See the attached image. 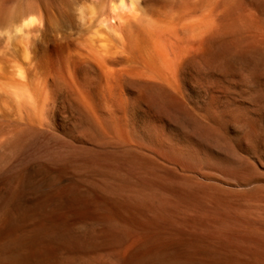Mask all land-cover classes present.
<instances>
[{"label": "rangeland", "instance_id": "374dc122", "mask_svg": "<svg viewBox=\"0 0 264 264\" xmlns=\"http://www.w3.org/2000/svg\"><path fill=\"white\" fill-rule=\"evenodd\" d=\"M211 1L144 0L104 58L39 0L38 105L0 95V264H264V0Z\"/></svg>", "mask_w": 264, "mask_h": 264}, {"label": "clouds", "instance_id": "9594fccd", "mask_svg": "<svg viewBox=\"0 0 264 264\" xmlns=\"http://www.w3.org/2000/svg\"><path fill=\"white\" fill-rule=\"evenodd\" d=\"M71 5L74 25L66 29L67 39L104 58L113 53L115 42L123 39L130 25L151 20L145 16L144 0H71ZM50 28L39 0H0V75L5 69L8 73L7 79H0V95L18 107L38 105L26 65L35 66L33 50L38 45L48 46ZM57 38L65 42L63 32Z\"/></svg>", "mask_w": 264, "mask_h": 264}, {"label": "bare ground", "instance_id": "6f19581e", "mask_svg": "<svg viewBox=\"0 0 264 264\" xmlns=\"http://www.w3.org/2000/svg\"><path fill=\"white\" fill-rule=\"evenodd\" d=\"M204 1H205V0H204ZM209 1L212 2L211 0H209ZM220 1H221V0H220ZM259 1H260V0H259ZM181 2H182V1H181ZM216 2H217V0H216ZM218 2H219V1H218ZM235 2H236V0H235ZM231 3H232V2H231ZM237 3H238V2H237ZM252 3H253V1H252ZM196 4H197V3H196ZM234 4H235V6H237L236 3H234ZM253 4H254V3H253ZM183 5H184V3H183ZM209 5H210V4H209ZM209 5H208V6H209ZM212 5H213V4H212ZM186 6H187V5H186ZM229 6H230V5H229ZM214 7H215V5H214ZM226 7H227V6H226ZM230 8H231V7H230ZM209 9H210V8H208V10H209ZM239 9H240V8H239ZM214 10H215V8H214ZM214 10H213V12H214ZM228 10H230L229 7H228ZM228 10H227V11H228ZM211 11H212V9H211ZM234 11H235V10H234ZM241 13H242V12H241ZM263 13H264V12H263ZM229 15H230V14H229ZM209 18H210V17H209ZM206 19H207V18H206ZM211 20H212V19H211ZM208 21H209V20H208ZM213 22H214V21H213ZM252 22H253V21H252ZM141 23H143V22H141ZM231 23H233V22H231ZM151 24H152V23H151ZM153 24H154V23H153ZM250 24H251V23H250ZM146 25H147V24H146ZM146 25L144 24V25H142V26H140V27H137V28H138V29H140V28H141V29H142V28H146V29H149V30H147V31L144 30V29H143L142 31H139V30H138V32H135V33L133 32V33H131V37H132L133 39H135V40H137L138 38H143V39L146 40V38L148 37L149 33H151L150 30L152 29L151 27H149V24H148L147 26H146ZM154 25H155V24H154ZM233 25H234V24H233ZM138 26H139V25H138ZM151 26H153V25H151ZM222 26H223V25H222ZM222 26H221L220 28H222ZM231 26H232V25H229V27H231ZM235 26H236V25H234V27H235ZM250 26H251V25H250ZM250 26H249V28H253V27H254V26H253V27H250ZM132 27H133V26H132ZM156 27H157V25H156ZM154 28H155V27H154ZM224 28H227V27H224ZM232 28H233V26H232ZM238 28H239V27H237V28L235 29L236 32H237ZM130 29H131V28H130ZM133 31H134V30H133ZM153 32H154V30H153ZM233 32H234V30H233ZM238 32L240 33V30H238ZM238 32H237V33H238ZM242 32H243V31H242ZM237 33H236V34H237ZM251 33H252V32H251ZM255 33H256V34H257V33L259 34V32H255ZM223 34H224V33H223ZM232 34H233V33H232ZM242 34H243V33H242ZM249 34H250V33H249ZM249 34H248V35H249ZM256 34H255V35H256ZM260 34H261V32H260ZM263 34H264V33H263ZM263 34H262V35H263ZM243 35H244V34H243ZM246 35H247V34H246ZM246 35H245V36H246ZM248 35H247V36H248ZM252 35H253V33H252ZM252 35H250V36H252ZM140 36H141V37H140ZM245 36H244V37H245ZM250 36H249V37H250ZM259 36L261 37L260 39H263L262 37H264V36L258 35V37H259ZM240 37H241V36H240ZM253 37H254V36H253ZM258 37H257V39L260 40ZM234 38H235V37H234ZM234 38H233L232 40H234ZM242 38H243V36H242L241 38H239L240 40H238V37H237V39L234 40V41H235L234 43H236L237 40H238V41H237V43H238L237 46H239V44H240L241 42L244 43ZM204 41H205V39H204ZM244 41H245V40H244ZM207 42H208V40H207L206 42H204V43H207ZM245 42H246V41H245ZM257 42H258L257 40L252 39V40L246 42V43H245V46H246V45H247V47H248V46H250V47H251V46H254L253 48H255L256 45H259V44L261 45V44H262L261 41L259 42V44H257ZM204 43H203V45H204ZM232 43H233V42H232ZM234 43H233V44H234ZM229 44H230V43H229ZM235 45H236V44H235ZM240 45H241V44H240ZM243 45H244V44H243ZM137 46H138V45H137ZM205 46L207 47V45H205ZM208 46H209V45H208ZM241 46H242V45H241ZM245 46H244V47H245ZM203 47H204V46H203ZM209 47H210V46H209ZM247 47H246V48H247ZM261 47H262V46H261ZM211 48H212V47H211ZM211 48H210V49H211ZM236 48H237V47H236ZM238 48H239V47H238ZM246 48H243V46H242V49H243L242 51H244V49L247 50ZM253 48H251V49H253ZM262 48L264 49V43H263V47H262ZM202 49H203V48H202ZM239 49H240V48H239ZM257 49H259V48H257ZM204 50H205V49H204ZM206 50H207V52L204 54V58L207 59V60L212 59V54H213L212 52L215 51V50H213V49H212V50H209L208 48H207ZM237 50H238V49H237ZM211 51H212V52H211ZM255 51H256V50H255ZM94 52H95V51H94ZM202 53H203V52H202ZM214 53H215V52H214ZM213 56H214V55H213ZM219 56H220V55H219ZM95 57H96V56H95ZM215 58H217V57H215ZM242 58H243V57H242ZM182 60H183V59H182ZM107 61H108V60H107ZM201 61H202V60H201ZM101 62H102V61H101ZM210 63H211V62H210ZM103 64H104V63H103ZM208 64H209V63H208ZM217 65H218V64H217ZM61 73H62V72H61ZM57 75H58V74H57ZM64 75H65V74H64ZM65 79H66V78H64L62 74L59 75V81L61 82V84L65 82ZM122 82H123V81H122ZM65 83H66V82H65ZM64 86H65V85H64ZM249 126H250V125H249ZM261 189H263V188H261ZM259 190H260V189H259ZM259 190H258V191H259ZM251 192H252V191H251ZM262 192H263V191H262ZM248 194H249V192H248ZM250 194H251V193H250ZM253 194H254V193H253ZM260 194H261V193H260ZM261 195H262V194H261ZM261 195H260V196H261ZM262 196H263V195H262ZM261 199H262V198H261ZM3 213H4V211H3ZM246 213H247V212H246ZM240 215H241V214H240ZM244 216H245V214H244ZM260 216H261V215H260ZM260 216H259V217H260ZM263 217H264V216H263ZM255 218H256V217H255ZM1 220H2V219H1ZM256 221H257V219H256ZM254 222H255V221H254ZM7 223H8V222H7V220H6V224H7ZM250 223H251V221H250ZM261 224H263V223H261ZM1 227H2V226H1ZM258 228H259V227H258ZM251 229H252V228H251ZM69 230H70V229H69ZM256 230H257V229H256ZM76 232H77V231H76ZM23 233H24V232H23ZM19 234H20V233H19ZM35 234H36V233H35ZM262 234H263V233H262ZM259 237H260V236H259ZM252 238H253V237H252ZM259 240H260V239H259ZM14 241H15V240H14ZM17 241H18V240H17ZM116 241H117V240H116ZM3 242H4V241H3ZM6 242H8V240H7ZM118 242H119V241H118ZM256 242H257V241H256ZM262 242H264V241H262ZM4 243H5V242H4ZM24 243H25V242H24ZM2 244H3V243H2ZM262 244H264V243H262ZM11 245H12V244H11ZM4 246H6V245L4 244ZM7 246H8V245H7ZM14 246H15V245H14ZM21 246H22V245H21ZM251 248H252V247H251ZM10 249H11V248H10ZM16 249H17V247H16ZM19 249H20V248H19ZM27 249H28V248H27ZM255 249H256V248H255ZM6 251H7V250H6ZM19 251H20V250H19ZM23 251H24V250H23ZM25 251H27L26 248H25ZM31 251H32V250H31ZM1 252H3V251H0V254H1V257H2V253H1ZM14 252H15V251H14ZM28 252H29V251H28ZM35 252H36V251H34V253H35ZM42 252H43V251H42ZM237 252H238V251H237ZM249 252L251 253V251H249ZM16 253H17V252H16ZM24 253H26V252H24ZM29 253H30V252H29ZM29 253H27V254H29ZM253 253H254V252H253ZM27 254H26V255H27ZM182 254H183V253H182ZM166 255H167V254H166ZM220 255H221V254H220ZM27 256H28V255H27ZM35 256H36V254H35ZM35 256H34V257H35ZM192 256H193V255H192ZM15 257H16V256H15ZM15 257H14V258H15ZM18 257H19V256H18ZM22 257H23V256H22ZM250 257H251V256H250ZM20 258H21V256H20ZM27 258H29V256H28ZM31 258H32V257H31ZM252 258H253V256H252ZM252 258H251V259H252ZM263 258H264V256H262V261H264ZM2 259H3V258H2ZM10 259H11V258H10ZM18 259H19V258H18ZM23 259H24V258H23ZM251 259H250V260H251ZM256 260H257V259H256ZM11 261H12V260H11ZM258 261H259V260H258ZM260 261H261V260H260ZM13 262H14V261H13ZM13 262H12V263H13ZM21 262H23L22 259H21ZM24 262H25V261H24ZM63 262H64V261H63ZM216 262H217V261H216ZM228 262H229V261H228ZM25 263H26V262H25ZM186 263H187V262H186ZM256 263H257V262H256ZM263 263H264V262H263ZM15 264H16V263H15ZM17 264H19V263H17ZM26 264H28V262H27ZM248 264H249V263H248ZM253 264H255V262H254Z\"/></svg>", "mask_w": 264, "mask_h": 264}]
</instances>
